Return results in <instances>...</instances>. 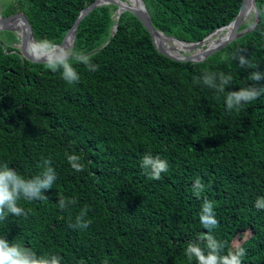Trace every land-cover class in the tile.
Returning a JSON list of instances; mask_svg holds the SVG:
<instances>
[{"label": "trees", "instance_id": "16d2710c", "mask_svg": "<svg viewBox=\"0 0 264 264\" xmlns=\"http://www.w3.org/2000/svg\"><path fill=\"white\" fill-rule=\"evenodd\" d=\"M95 1L14 0L3 17L17 22L22 14L36 40L60 45ZM144 2L156 29L199 43L229 26L244 0ZM256 4L264 9V0ZM117 10L98 7L80 23L74 50L99 69L73 62L79 83L28 59L14 32L0 33V165L33 178L47 159L58 177L46 200L19 201L28 215L0 221V237L38 255L59 254L62 264H189L184 248L208 232L199 221L207 199L225 253L243 247V264H264V210L254 207L264 196V95L239 113L224 102L227 92L255 83L248 79L255 69L239 67L233 56L243 50L264 72V15L252 32L192 63L161 54L142 22L131 12L118 21ZM205 71L233 77L225 93L193 83ZM73 152L84 171L69 165ZM145 153L168 161L161 180L140 167ZM196 179L205 185L200 197ZM58 194L77 203L61 211ZM85 206L89 228L69 227Z\"/></svg>", "mask_w": 264, "mask_h": 264}, {"label": "clouds", "instance_id": "9594fccd", "mask_svg": "<svg viewBox=\"0 0 264 264\" xmlns=\"http://www.w3.org/2000/svg\"><path fill=\"white\" fill-rule=\"evenodd\" d=\"M256 15H264V9H249ZM27 56L34 62L44 61L45 66L53 72L60 71L62 78L68 83H79L80 74L73 66V62L83 65L89 72H96L98 64L92 62L91 55L83 51H75L70 48H61L52 41L33 40L27 43L25 49ZM233 56L232 59L238 61L239 67L243 69H255L251 71L248 79L255 83L242 87L239 91L227 92L225 96L226 109L231 112L235 110L239 113L243 106L259 99L264 95V87L258 86L257 82L264 80V72L257 71L258 65L243 54ZM233 77L224 72L205 71L201 76L193 78L194 84H203L216 93L223 94L226 88L231 85ZM82 157L75 152L67 156V161L76 172L85 170V164L81 162ZM43 171L33 178H25L8 164L0 165V221L6 220L10 215L15 217L27 216L25 209L19 206V201L28 202L46 200L43 194L51 190L57 180V173L51 167L50 160H43ZM140 167L150 180H161L162 173L169 171L167 160L159 156H152L145 153L140 161ZM205 190V185L200 179H196L193 185V194L200 197ZM75 199H68L58 194V207L61 211L69 209L75 205ZM257 210H264V196L257 197L254 203ZM88 207H83L75 216V223H70L69 227L77 230L88 229L91 221L87 218ZM199 221L203 228L207 229L206 235H200L195 240L189 241L184 248V256L189 264H243L246 250L238 247L235 251L225 253L226 244L217 240L212 234L213 230L219 226L216 218L214 204L205 199L201 205ZM63 257L59 254L38 255L31 248L23 246L19 242H10L5 237H0V264H62ZM79 264H84L81 260Z\"/></svg>", "mask_w": 264, "mask_h": 264}, {"label": "water", "instance_id": "95a60500", "mask_svg": "<svg viewBox=\"0 0 264 264\" xmlns=\"http://www.w3.org/2000/svg\"><path fill=\"white\" fill-rule=\"evenodd\" d=\"M105 5H115L118 7L117 10V17L116 19L119 21L120 16L122 13L124 12H131L133 13L141 22L142 24L146 27V29L150 32L152 40L157 48V50L163 54L164 56L168 57L169 59H172L174 61H178V62H192V63H199V62H203L205 61L207 58H209L210 56H212L213 54H215L216 52L222 50L223 48L227 47L228 45H230L232 42L236 41L237 39L243 37L245 34L252 32L256 26L258 25V22L260 20V16L256 15L255 13V21L253 23V25L250 28H246L244 30H241V27L244 25V19L248 10V7H250V5L254 6V9L257 8V4H256V0H244L243 6L240 10V13L238 14V16L236 17V19L229 25L226 27H223L221 29L216 30L215 32H213L212 34H210L205 40H203L202 42L199 43H186L183 41L178 40L175 37H170L167 36L163 31H160L158 29H156L153 25L150 13L146 7V4L144 2V0H139V11L135 10L134 7L130 4H128L125 0H113L111 2H105L103 0H96L93 4H91L88 8H86L85 10H83L81 12V14L79 15L77 21L75 22L74 26L72 27V29L68 32L66 38L64 39V41L58 45L59 47L63 48L67 42V40L69 39V37L73 38V44L71 49L74 50L75 48V44H76V35H77V31L79 28L80 23L88 16L90 15L91 12H93L96 8L101 7V6H105ZM19 16V20L23 23V29H25V34L22 35L21 39H20V49L23 52V54L30 60L31 57L27 56V53L25 51L26 46H27V42L29 41V39L32 40H36L35 36H34V31L33 28L28 20V18L22 14L18 15ZM16 18L13 19H9V18H5V17H0V33L3 31H12V32H16L19 30L18 26H14L13 23L11 22V20H14ZM230 29L228 36L226 37V39L219 43L217 46H215L214 48H210L208 47V42L210 40V38L217 32L221 31V30H227ZM118 30V23L114 26L113 28V35L117 32ZM161 33L163 35H165L168 38H171L179 43L185 44V45H192L193 47H195L194 50L198 49L200 51L203 52L204 57L202 59H198V57L194 54H189L186 55V51H183L182 53H179L180 55L178 56H174L172 54H169L168 52H166L164 49H161L158 47V44L156 43L155 40V36L156 34ZM192 50V49H190ZM193 51V50H192ZM33 61V60H32ZM44 61H40L39 63H43Z\"/></svg>", "mask_w": 264, "mask_h": 264}, {"label": "bare ground", "instance_id": "6f19581e", "mask_svg": "<svg viewBox=\"0 0 264 264\" xmlns=\"http://www.w3.org/2000/svg\"><path fill=\"white\" fill-rule=\"evenodd\" d=\"M103 1L111 2L113 0H103ZM126 2L130 5H132L135 10L139 11V0H127ZM249 9L254 10V6L250 5V7H248V10H247V13H246V16L244 19L245 23L251 19L252 13H254V11L250 12ZM12 23L14 26H18L19 31H20L19 33L22 37V35L25 34V29H23V26H22L23 23L21 21L12 22ZM245 23H244V25H245ZM229 31H230V29H227V30H221V31L215 33L210 38V40L208 42V47L214 48L219 43L223 42L226 39V37L228 36ZM155 40H156V43L158 44L159 48L164 49L166 52H168L169 54H172L174 56L180 55L179 53H182L183 51L191 52L193 50V52L195 51L194 55H196L199 60L204 57L203 52L198 50V49L194 50L195 47H193L192 45H185V44L179 43V42H177L171 38L166 37L165 35H163L161 33L156 34ZM29 41H33V40L29 39ZM72 44H73V38L69 37V39L67 40V42L63 48L67 47V48L71 49ZM190 49H192V50H190Z\"/></svg>", "mask_w": 264, "mask_h": 264}, {"label": "rangeland", "instance_id": "374dc122", "mask_svg": "<svg viewBox=\"0 0 264 264\" xmlns=\"http://www.w3.org/2000/svg\"><path fill=\"white\" fill-rule=\"evenodd\" d=\"M125 1H127V0H125ZM14 2V0H0V17H3V11L4 10H7V6H10V5H12V3ZM255 14L254 13H252V17H251V19L250 20H248L246 23H245V26H246V28H250L252 25H253V23H254V21H255ZM20 31L18 30V31H16V32H14L16 35H17V37H18V39H21V35H20V33H19ZM15 47H20V44H16L15 45ZM195 52V51H194ZM194 52L193 51H191V52H186L185 54L186 55H191V54H194ZM237 243H239L238 242V240H237ZM236 243V244H237Z\"/></svg>", "mask_w": 264, "mask_h": 264}]
</instances>
